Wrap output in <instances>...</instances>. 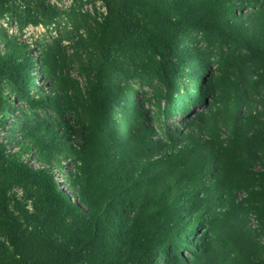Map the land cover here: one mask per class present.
Here are the masks:
<instances>
[{
	"label": "trees",
	"instance_id": "16d2710c",
	"mask_svg": "<svg viewBox=\"0 0 264 264\" xmlns=\"http://www.w3.org/2000/svg\"><path fill=\"white\" fill-rule=\"evenodd\" d=\"M100 1L107 15L92 40L98 58L84 68L83 128L59 134L39 126L18 154L0 141V233L15 252L0 264H264V0ZM59 15L49 0H0V19L19 17L23 28L49 27ZM188 29L240 51L204 89L209 62L176 57L175 40ZM3 43L0 82L34 81L32 53L23 44ZM63 49L56 45V68L63 67ZM44 55L51 67L49 51ZM145 62L168 94L160 114L188 113L206 90L235 129L223 136L157 137L146 110L122 98L126 89L117 83L121 75H138ZM231 69L239 73L244 100L235 93ZM251 97L257 108L237 115ZM77 135L81 142L73 139ZM62 139V152L78 165L68 189L52 167L21 159L34 147L53 155ZM14 186L34 190L24 223L10 209Z\"/></svg>",
	"mask_w": 264,
	"mask_h": 264
},
{
	"label": "rangeland",
	"instance_id": "374dc122",
	"mask_svg": "<svg viewBox=\"0 0 264 264\" xmlns=\"http://www.w3.org/2000/svg\"><path fill=\"white\" fill-rule=\"evenodd\" d=\"M49 2L60 14L49 27L30 25L23 28L19 17L0 19V38L6 42L25 45L34 58L31 69L34 81L28 84H23L17 79L0 82V141L11 154H18L20 143L27 142L30 134L39 126H49L54 131L58 130L59 134L67 127H70L72 132L79 133L88 120L84 68L98 58L99 53L92 40L98 24L104 21L107 10L100 0H49ZM4 41L1 42L0 39L3 50ZM56 43L64 47L60 52L64 58L63 61L61 58L62 69L55 67L56 56H59ZM45 51H49L51 67L44 65ZM175 51L177 58L192 55L209 62L211 67L203 72L200 89H204L205 84L210 82L214 75H218L228 57L237 56L240 52L227 40L191 29L177 36ZM133 75L135 77L124 80L122 75L118 78L117 83L126 89L122 98L131 99L134 105L143 106L147 114L146 122L154 124L157 137L166 139L173 134L223 136L235 129L234 123H230L226 117L218 113L221 104L206 90L200 101L188 113H176L174 117L160 114L158 108L160 105L163 108L167 106L165 98L168 94L153 75L152 65L145 62L142 71L138 72V75L136 73ZM238 76L236 70H230L229 78L234 85L235 93L238 98L243 99V91L241 93L237 91L241 88ZM65 94L67 98H64ZM46 95H51L53 100L48 101L41 97ZM257 104L255 98L251 97L246 104L238 107L237 115L248 114V109L255 110ZM117 112L116 110L113 118L118 120ZM213 125L216 129L212 133L210 127ZM129 127L130 125L127 129ZM242 128L245 127L242 125L240 129ZM73 139L81 142L78 135ZM63 140L57 141V149L53 155L34 147L27 153H22L21 159L35 168L52 167L58 183L64 189H68V180L76 178L78 165L62 152ZM60 166L62 169H59ZM33 195L34 190L28 186H14L8 192L10 209L21 223H24L27 212L32 213ZM238 196L244 197V193L241 192ZM250 224L253 228L259 227L256 216H250ZM14 253L13 248L9 247L0 233V258H11ZM186 255L191 258L189 253Z\"/></svg>",
	"mask_w": 264,
	"mask_h": 264
}]
</instances>
